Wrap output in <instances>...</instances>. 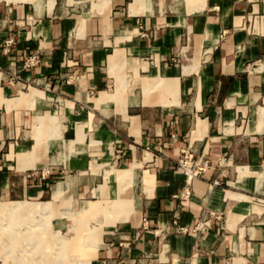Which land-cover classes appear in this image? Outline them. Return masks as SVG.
<instances>
[{
    "label": "crops",
    "instance_id": "1",
    "mask_svg": "<svg viewBox=\"0 0 264 264\" xmlns=\"http://www.w3.org/2000/svg\"><path fill=\"white\" fill-rule=\"evenodd\" d=\"M184 148L207 162L188 198ZM112 161L132 181L109 166L83 200ZM69 180L134 205L90 264H264V0H0V199Z\"/></svg>",
    "mask_w": 264,
    "mask_h": 264
},
{
    "label": "rangeland",
    "instance_id": "2",
    "mask_svg": "<svg viewBox=\"0 0 264 264\" xmlns=\"http://www.w3.org/2000/svg\"><path fill=\"white\" fill-rule=\"evenodd\" d=\"M48 117L44 116L42 123L39 122V127L35 129V135L39 139L48 133V130L44 131L46 123H52L55 119ZM28 155L32 156L33 152ZM105 166L102 165L97 172L91 168L86 170V177L90 178L85 180V184L89 189L83 200L98 199L90 189L103 182L105 170L109 166L121 170L116 173L118 182L132 181L134 174L129 170H122L125 168L123 165L112 161ZM89 171L96 173L95 179L90 176ZM111 172L112 170H108L106 175L109 176ZM44 173L47 175L49 170ZM69 174L73 175V172ZM69 182L71 202H57L59 205L56 200L62 194L60 183L56 185L52 201L0 199V264H90L98 248V235L103 227L119 221V216H129L133 210L132 199L126 196L125 190L118 191L117 197L112 200L82 203L72 196L71 188H76L77 181Z\"/></svg>",
    "mask_w": 264,
    "mask_h": 264
},
{
    "label": "built area",
    "instance_id": "3",
    "mask_svg": "<svg viewBox=\"0 0 264 264\" xmlns=\"http://www.w3.org/2000/svg\"><path fill=\"white\" fill-rule=\"evenodd\" d=\"M11 43H12V40L6 41V45H9ZM40 61H41V58L39 55L31 54V55H28L24 59L22 66L24 68L33 67V66L38 65L40 63ZM72 78H73V75L71 74L68 76L67 81L71 80ZM176 168L183 173L184 179H185V186L181 189L180 193L178 195H176V197L188 198L191 195L192 180L194 178L198 177L200 174H202L206 170L207 162L206 161H203L201 163L196 162L194 159L193 152L188 148H184L180 152V156H179L177 163H176ZM206 223L207 222L204 220L199 221L196 224V226L194 227V230L204 229V227L206 226ZM173 225H177L176 220H173ZM143 226L144 227L147 226V220L146 219L143 220ZM177 228L179 231H186L187 230L185 227H177Z\"/></svg>",
    "mask_w": 264,
    "mask_h": 264
},
{
    "label": "bare ground",
    "instance_id": "4",
    "mask_svg": "<svg viewBox=\"0 0 264 264\" xmlns=\"http://www.w3.org/2000/svg\"><path fill=\"white\" fill-rule=\"evenodd\" d=\"M124 203V202H123ZM122 217V216H121ZM81 241V240H80ZM76 244V243H75ZM95 249V248H94Z\"/></svg>",
    "mask_w": 264,
    "mask_h": 264
}]
</instances>
